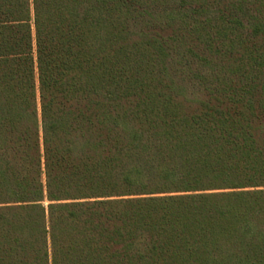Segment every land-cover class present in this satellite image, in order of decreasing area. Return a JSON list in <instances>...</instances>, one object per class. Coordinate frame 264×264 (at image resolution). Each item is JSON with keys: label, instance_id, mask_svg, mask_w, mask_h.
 I'll use <instances>...</instances> for the list:
<instances>
[{"label": "trees", "instance_id": "trees-1", "mask_svg": "<svg viewBox=\"0 0 264 264\" xmlns=\"http://www.w3.org/2000/svg\"><path fill=\"white\" fill-rule=\"evenodd\" d=\"M0 264H264V0H0Z\"/></svg>", "mask_w": 264, "mask_h": 264}]
</instances>
